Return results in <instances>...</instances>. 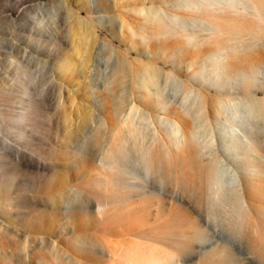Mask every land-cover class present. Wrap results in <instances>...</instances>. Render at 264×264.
Instances as JSON below:
<instances>
[{"label":"rangeland","instance_id":"1","mask_svg":"<svg viewBox=\"0 0 264 264\" xmlns=\"http://www.w3.org/2000/svg\"><path fill=\"white\" fill-rule=\"evenodd\" d=\"M220 2L213 9L227 0ZM193 3L0 0V264H153L171 255L179 264H264V41L251 39L263 21L218 9L234 35L218 36ZM157 8L177 13L180 24L152 20ZM200 52L208 55L196 59ZM147 67L162 72L157 85ZM113 102L124 110L107 128ZM174 103L180 116L162 108ZM182 130L193 142H174L184 141ZM119 134L164 146L173 174L199 172L195 150L204 160L220 154L213 205L163 179L140 150L123 171L112 167L108 150ZM89 135L103 137L93 149ZM115 240L148 249L147 261L132 247L119 260Z\"/></svg>","mask_w":264,"mask_h":264},{"label":"bare ground","instance_id":"2","mask_svg":"<svg viewBox=\"0 0 264 264\" xmlns=\"http://www.w3.org/2000/svg\"><path fill=\"white\" fill-rule=\"evenodd\" d=\"M189 5V2L192 1V2H196V4H192V11L194 12H197L198 14H201V16L203 17H206L209 21H206V20H203V22L205 23L204 27L203 28H206L210 31H213L215 32L216 35L218 36H222L223 34H229V37L232 38V34H230V29H228L227 27V23L231 22V19L230 17H225V18H220L218 16V12L220 10L218 9H221L223 12H225L226 14H229L231 13V11L233 10L235 12V14H242L246 17H251L253 18L254 20H262L263 22H260V25L262 24V26L260 27V30L259 31H256V30H253L252 31V41L253 39H259V38H263L262 40L264 41V2L262 0H227V2H225V6H216L217 8L216 9H213V7H215L212 3L213 2H220L221 0H185ZM181 3V2H180ZM179 2H175L174 5L175 7H178L180 5ZM221 3V2H220ZM219 3V4H220ZM222 4V3H221ZM224 4V3H223ZM185 6V5H184ZM181 7V6H180ZM186 7V6H185ZM189 7V6H187ZM172 9L174 10H179V9H175L174 7H172ZM165 10V9H164ZM209 12H212L215 14V17L214 18H210L208 13ZM152 20L155 19V20H158V21H162L164 23H167V24H170V25H173L172 23H176V24H180V22L178 21L179 20V15L177 13H170V12H167V13H163V14H160L159 12V8H157L156 10H154L152 12ZM234 20H237L238 17H234L233 18ZM225 21V23H224ZM175 24V25H176ZM173 27V26H172ZM176 27V26H175ZM174 27V28H175ZM177 29V27H176ZM257 29V28H256ZM261 32V33H260ZM247 34V33H246ZM238 36V35H237ZM236 36V37H237ZM251 36V35H250ZM229 38V39H230ZM247 37H244V35H239V39L241 40V42H243L244 40H247L246 39ZM236 39V38H235ZM238 39H236L237 41ZM235 41V40H234ZM250 41V39H249ZM261 41V40H260ZM201 42V41H200ZM239 43V41H238ZM199 44V43H198ZM221 44V43H219ZM241 44V43H240ZM246 44V42L244 43ZM250 44V43H249ZM259 44V43H257ZM261 44V43H260ZM203 45V44H202ZM201 45V46H202ZM243 45V44H241ZM254 45H256L254 43ZM213 47V45H211ZM250 47V46H249ZM253 47V46H252ZM196 48V47H195ZM200 48V47H199ZM198 52V51H197ZM196 55V59L198 58V55L199 56H204L206 57L208 54L206 53H198V54H195ZM262 56V55H261ZM195 59V60H196ZM219 63V61H218ZM234 63H231L230 65H233ZM122 67L124 68V66L122 65ZM240 67V66H239ZM238 67V68H239ZM126 68H124L125 70ZM144 74H146L145 77H149L151 76L150 78L153 79V84L157 85V83L159 82L161 76H162V72L157 69V68H146L145 71H144ZM126 75V74H125ZM144 77V76H143ZM147 77V79H148ZM149 78V79H150ZM250 80L247 81V84H250L249 83ZM115 86V85H114ZM116 87V86H115ZM247 89V88H246ZM116 90V89H115ZM114 94V93H113ZM204 98H206L204 96ZM208 99V98H207ZM219 99V98H218ZM204 101V99H203ZM220 101V99L218 100ZM123 102V101H122ZM208 102V100H207ZM248 102V101H247ZM253 102V101H252ZM114 103V102H113ZM116 104V105H115ZM218 104V103H217ZM250 104V103H249ZM259 104V103H258ZM124 104H118L117 103H114V104H110V107L107 109L108 111V114H107V117L105 118V125L107 126V128H111L110 126L113 124L115 118L119 117L121 112L124 110ZM158 105V104H156ZM210 105V103H209ZM206 107V105L204 106V108ZM208 107V106H207ZM206 107V108H207ZM162 108H167L166 110L169 112V113H175V114H178L179 116L181 115L180 114V106L179 104L177 103H174L172 104V106L170 105L169 107H165V106H162ZM254 108V106H253ZM211 109V108H210ZM207 110V109H205ZM256 110L257 112L259 113L260 112V108L256 106ZM186 113L187 111L190 112V110H185ZM208 111V110H207ZM206 111V112H207ZM251 111V110H250ZM249 111V112H250ZM263 111V109L261 110ZM256 112V111H255ZM194 113V112H193ZM208 113H211L210 111ZM189 114V113H187ZM212 114V113H211ZM194 115V114H193ZM254 115V114H253ZM262 115V114H260ZM197 116V115H195ZM194 116V117H195ZM184 117V116H183ZM215 117V116H214ZM217 117V116H216ZM248 118V117H246ZM181 123H183V119L177 117L174 121V126H175V130L176 132L179 131L180 129V125ZM114 125V124H113ZM185 125V123H184ZM188 126V125H187ZM104 127V129H107ZM114 128V127H113ZM116 128V127H115ZM117 130V128H116ZM115 130V131H116ZM119 130V129H118ZM117 130V131H118ZM121 130V129H120ZM110 132V131H109ZM108 132V133H109ZM120 132V131H119ZM118 132V133H119ZM183 132V139L184 141H179V143L177 141H174L177 145L182 143V146H184L185 144H187L188 142H193L191 141L194 137V134L193 135H190L188 132H186L185 130H182ZM191 132V131H190ZM209 132V131H208ZM207 132V133H208ZM106 132V134H108ZM112 133V132H111ZM114 133V132H113ZM112 133V134H113ZM193 133V132H192ZM77 133L75 131L73 132H70L68 134L65 135L64 137V141H66L67 143V146H71V142L74 141L76 139V135ZM104 134H105V131H104ZM116 134V132L114 133ZM94 135V134H93ZM93 135H89V139H88V145L91 146V148L93 149L94 147L93 144H95L96 142L95 141H98L99 139L98 136L95 138V140L93 139ZM118 135V134H117ZM120 135V134H119ZM106 136V135H105ZM104 136V137H105ZM108 136V135H107ZM121 138H118L117 139V136L116 139L114 138V144H113V147H109V146H106L104 145L103 147L99 145V147L102 148V150L105 149V147H109V157L111 158V162L109 163L112 167L114 168H119V170L123 171V167L126 165V157L130 156V154L133 152V151H137V150H140L141 152V156L142 158L145 160V162L147 163H150V166L152 168H154L155 170L159 171V173L161 174V176L166 179L168 178H173L172 180L178 184L181 188H183L184 190L186 191H189L191 193H195L196 195V198L198 201V203L200 204H203V205H213V200H212V192H213V185H214V182L216 180V177H217V166L219 164V162H221V159H220V154L218 153H214V152H211L208 156V158L206 160H204L201 156L198 155L197 151L195 150L194 152V159L196 161V163L198 164L199 166V172L195 175H192L190 173H187L186 171H183V172H179L178 174H173L174 172V167H173V163H172V158L169 156L168 154V150L162 146V145H154V143H146V144H138V145H135L134 142L132 143V141H127V138H125V140L127 141V143L125 141H123L122 139V135H120ZM103 137H101L100 140H102ZM197 138V137H196ZM94 140V141H93ZM104 140V139H103ZM198 140V139H197ZM107 141V140H106ZM76 142V141H74ZM95 142V143H94ZM99 142V141H98ZM108 143L110 144V142L108 141ZM108 143H106L107 145H109ZM62 144L63 141H62ZM104 144V143H103ZM101 144V145H103ZM97 145V143L95 144ZM73 146V145H72ZM135 147V148H134ZM65 148V146H64ZM71 148V147H70ZM87 148V147H86ZM90 148V150H91ZM98 148V147H97ZM111 148V149H110ZM186 148V147H185ZM108 149V148H107ZM227 148H225L224 150H226ZM236 149V148H235ZM88 150V152L90 151ZM228 150V149H227ZM237 150V149H236ZM95 151V150H94ZM212 151V150H211ZM234 151V150H233ZM239 151H241V148H239ZM87 152V153H88ZM238 152V151H237ZM178 153V152H177ZM236 153V151L234 152ZM229 154H230V151H229ZM239 154V152H238ZM205 156V155H204ZM174 160V158H173ZM178 163V162H177ZM176 163V166H178ZM186 166V165H185ZM179 167V166H178ZM191 167V166H190ZM176 168V167H175ZM178 170V168H176ZM192 169H193V166H192ZM191 169V170H192ZM176 170V171H177ZM183 170V169H182ZM194 170V169H193ZM250 175V174H249ZM251 177V175H250ZM262 178V177H261ZM264 178V177H263ZM245 187V191L249 194V195H253L255 193V190H257L256 188H254L253 184L251 181H247L246 182V185L244 186ZM258 189H261L260 193L258 196V201L260 200V202H264V191H262V187H259L258 186ZM130 192V191H129ZM126 197L127 199L131 198V194L130 193H126ZM255 196H257L256 194H254L253 198H255ZM251 197V196H250ZM238 198L240 199V197L238 196ZM252 198V197H251ZM86 199V198H84ZM5 201V200H4ZM8 201V200H7ZM58 202L56 203V206H54V208H58L59 207V199L57 200ZM108 203H112L113 201H116V198L113 200V199H108L107 200ZM141 201H143V199H141ZM147 201V200H145ZM144 201V203H145ZM257 201V200H256ZM11 202V201H10ZM18 202L19 204V201H15L14 203ZM8 203V202H7ZM7 203H5V205H7ZM3 204V202H2ZM4 205V204H3ZM12 205V204H10ZM105 205H107L106 203L103 204L102 202H98L97 203V208L99 209H103L105 207ZM14 206V205H13ZM7 207V206H5ZM257 209V208H256ZM258 212H260V208L258 207ZM42 212V211H41ZM44 213V212H43ZM29 214L32 216H37V210L34 209V208H31L29 210ZM27 216V215H26ZM28 217H30L28 215ZM42 216H40L41 218ZM31 218V217H30ZM43 218V217H42ZM41 218V219H42ZM45 218V217H44ZM43 218V219H44ZM34 221V219H32ZM39 221V220H38ZM32 222V221H31ZM261 223H262V229L264 230V216L262 217L261 219ZM39 224V223H38ZM24 225V224H23ZM42 226V225H41ZM28 227V226H27ZM3 228L0 227V232H2ZM7 231V230H6ZM124 231V230H123ZM129 231V230H127ZM198 230H196L194 232V234L196 236H198L200 233L197 232ZM126 232V231H125ZM4 233V232H3ZM255 232H250L249 233V237H252L254 235ZM9 234V233H7ZM11 238V237H10ZM16 238V236L14 237ZM24 244V243H23ZM26 244V243H25ZM25 246V245H24ZM113 246H114V249L116 250V252L118 253V257H119V260L121 257H123V255H127V252L129 253L130 252V249L132 246H128L125 244V242H122V241H113ZM132 248H135L136 250H140L141 254L143 257L146 256V261H147V257H148V249L145 248V251L143 249H140L139 247H132ZM25 249H26V246H25ZM212 251V250H211ZM211 251L208 252L209 256H213L215 255V253H212ZM215 250H213L214 252ZM69 258L68 260H70V257H67ZM64 259V257H63ZM179 259L177 256H167L164 260H154L153 264H179L178 263ZM45 263V262H44ZM70 264H83L82 262H80L79 260L77 259H74V260H71V262H69ZM41 264V263H40Z\"/></svg>","mask_w":264,"mask_h":264}]
</instances>
